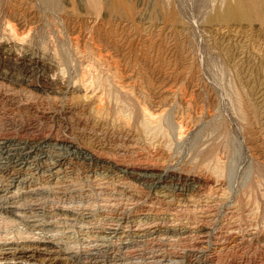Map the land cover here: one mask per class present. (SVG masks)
I'll use <instances>...</instances> for the list:
<instances>
[{
    "label": "rangeland",
    "instance_id": "1",
    "mask_svg": "<svg viewBox=\"0 0 264 264\" xmlns=\"http://www.w3.org/2000/svg\"><path fill=\"white\" fill-rule=\"evenodd\" d=\"M235 3L0 0L59 78L0 63V143L63 157L0 171V264H264V17Z\"/></svg>",
    "mask_w": 264,
    "mask_h": 264
},
{
    "label": "bare ground",
    "instance_id": "2",
    "mask_svg": "<svg viewBox=\"0 0 264 264\" xmlns=\"http://www.w3.org/2000/svg\"><path fill=\"white\" fill-rule=\"evenodd\" d=\"M235 2L236 3L235 4H231V7L229 8V12L230 13L227 11L229 13V16H230V14L231 15L233 14L237 18L238 17L239 18L242 17L243 19L249 18V20H251V18H253V17H257V18H263L264 17V0H235ZM228 7H229V5H228ZM129 10H130V8H128V11ZM12 37L14 38L15 35H13ZM23 40H24V38L23 39L19 38V39H16V40H12L9 43H0V63L1 62L5 63L6 61H9V62H11L13 64L22 65V66H24V70L26 72H31L32 67L36 66V64H39L42 67L46 68V72L44 74L45 78H43V81H44L43 83H45V85L50 87L51 90L55 89V88L57 89V87L59 85L57 87H56V85L59 83V80H58L59 78L53 79L49 75L50 71H52V70L54 71L55 70L54 69L55 68L54 65H55V63L57 61L55 62L54 61L55 59L52 56L48 57V56H43L42 54L41 55L34 54V52H32L30 50V48L27 45H25L26 41L24 43ZM5 65H6V63H5ZM81 87L83 88V86L80 84L79 86L77 85L74 88L76 89L77 92H80L81 89H82ZM148 117L149 116H146V115L143 116V119L145 121L144 125L146 127H147V123H148V121H146V118H148ZM12 146L10 145V147H9L5 143H0V171L14 170L16 167H17V170H18V168H21L22 165L25 164V162H28V163L29 162L31 163V162H34V161L39 162L38 160L43 159V158L46 159V157L49 158V156L51 157V159L47 158L50 161L49 162V167H50L49 169L56 168L63 161L62 160L63 157L61 155H59V154H56L57 152L56 153L54 152L55 154L54 153L51 154V151H50L51 155L49 153H47L48 155L46 154L45 157L43 155H41L42 157H39V156H37L38 153H37V155H35V153L33 151L34 150L33 148H28L27 149L25 147H21L20 145L19 146L16 145V147L13 148ZM36 151H38V149ZM39 151H41V150H39ZM41 153H43V152H41ZM45 163H46V160H45ZM160 176H157V175L155 176L154 175V176L149 178V177H145L144 175H139L138 177L140 179H142V180L146 179V178L147 179L149 178L148 181L150 180V182H152V184H154V186L155 185L159 186V188L161 189V190L159 189V191H157L156 194H158V196H161L162 194L165 193V195L167 196L166 192H167V188L168 187L166 186V184L168 182H166V180L169 177L167 176V177L164 178V177H160Z\"/></svg>",
    "mask_w": 264,
    "mask_h": 264
}]
</instances>
